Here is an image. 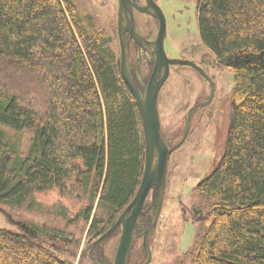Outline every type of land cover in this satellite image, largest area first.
<instances>
[{
	"label": "trees",
	"instance_id": "16d2710c",
	"mask_svg": "<svg viewBox=\"0 0 264 264\" xmlns=\"http://www.w3.org/2000/svg\"><path fill=\"white\" fill-rule=\"evenodd\" d=\"M197 4L201 39L235 85L222 156L195 188L205 213L190 264H264V0ZM108 42L75 0H0V205L34 209L53 192L76 211L65 221L99 236L134 198L144 135ZM67 226L0 227V264H73Z\"/></svg>",
	"mask_w": 264,
	"mask_h": 264
},
{
	"label": "rangeland",
	"instance_id": "374dc122",
	"mask_svg": "<svg viewBox=\"0 0 264 264\" xmlns=\"http://www.w3.org/2000/svg\"><path fill=\"white\" fill-rule=\"evenodd\" d=\"M75 1L83 14L91 16L95 27L106 32L109 40L107 44L116 52L119 60L118 0ZM156 1L167 20L165 49L168 56L197 62L216 83L213 99L207 106L192 111L188 136L170 156L164 204L157 226L148 238L152 250L150 264H190L202 234L204 225L201 218L205 213L201 211V199L195 188L222 156L229 127L235 79L234 73L215 58L201 39L197 0ZM135 19L142 33L155 38L158 29L155 19L140 12L135 13ZM138 71L146 85L153 71V64L142 60ZM11 82L10 78L9 83ZM15 82L18 87L21 85L20 79ZM210 91L209 82L194 68L171 66L158 102L162 132L169 146L180 142L189 111L197 104L207 101ZM10 131L15 135L20 134L14 130ZM28 137V132H24L25 145L28 143ZM36 198L38 202L34 209L0 205V227L16 229L17 223L22 220L61 227L69 224L66 231L75 235L79 241L75 255L69 257L71 263L96 264L99 263L96 262L97 259L103 257L108 263H112L121 229L98 244L97 239L102 234H91L89 223H68L59 215L64 208L69 211V216L76 212L67 200L61 199L53 192L37 194ZM150 198L145 208L149 205ZM79 206L77 201L76 209H79ZM152 218L154 217L151 216ZM146 258L143 237H140L132 247L130 264H142Z\"/></svg>",
	"mask_w": 264,
	"mask_h": 264
},
{
	"label": "water",
	"instance_id": "95a60500",
	"mask_svg": "<svg viewBox=\"0 0 264 264\" xmlns=\"http://www.w3.org/2000/svg\"><path fill=\"white\" fill-rule=\"evenodd\" d=\"M134 10L140 13H148L159 23L156 39L148 42L154 52L155 63L144 92L137 85L128 64L130 42L135 40L141 45L143 41H146L137 29ZM124 20H126V23H124ZM128 33L130 37L127 39ZM118 34L121 46V72L135 97L140 113L145 142V165L143 177L134 198L119 215L115 223L97 239V243L100 244L118 229H121L114 259L110 264H130L131 250L137 239L140 219L144 215H151L154 217L153 221L143 233V248L147 252V258L142 263L150 264L152 250L148 238L150 232L157 226L164 204L170 156L185 142L188 136L192 111L195 108L207 106L213 99L216 83L197 62L168 56L165 49L167 20L161 6L155 0H146L145 4L134 0H118ZM171 66H190L194 68L209 82L211 87L209 99L197 104L189 111L183 136L180 142L174 146H169L163 136L158 105L159 94L169 77ZM149 197H151L150 203L145 208Z\"/></svg>",
	"mask_w": 264,
	"mask_h": 264
},
{
	"label": "flooded vegetation",
	"instance_id": "af4514ba",
	"mask_svg": "<svg viewBox=\"0 0 264 264\" xmlns=\"http://www.w3.org/2000/svg\"><path fill=\"white\" fill-rule=\"evenodd\" d=\"M134 1L135 2H139V3H143V4L146 3V0H145V2H142V1L140 2L139 0H134ZM136 12H138V11L134 10V14ZM141 14H146V15L152 17L148 13H141ZM153 19H155V18H153ZM124 23H126V20H124ZM157 25H158V29H157V33L155 35V38H150L148 35L142 33V31H140V29L137 27L138 31L146 39L147 42L143 41L142 44L140 45L135 40H132L130 42V46H129L130 47L129 48V52H128L129 68H130L131 74H132L133 78L135 79L137 85L139 86V88L143 92H144L147 84L146 85L144 84V80L140 76V71H138L139 70V65H141L142 60H145L146 62L152 63L153 64V68H154L155 55H154V52L152 50V47H151L150 43H148V42L154 41L156 39L158 31H159V23H158V21H157ZM118 36H119V34H118ZM126 37L128 39L130 37V34L128 33ZM119 44H120V38H119ZM119 66H120V69H121V46H120V52H119ZM147 217L148 218H146V217H144V218L147 219V220L151 219V215L147 216ZM96 262H99V264H102V263L110 264V263H108V261L104 257L101 258L100 260L97 259Z\"/></svg>",
	"mask_w": 264,
	"mask_h": 264
}]
</instances>
